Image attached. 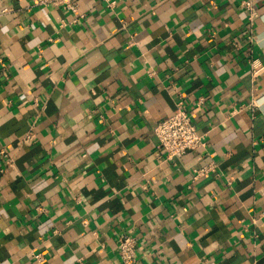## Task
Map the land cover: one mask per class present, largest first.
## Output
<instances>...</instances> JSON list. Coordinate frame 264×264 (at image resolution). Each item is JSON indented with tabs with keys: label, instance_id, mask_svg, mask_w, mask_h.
I'll use <instances>...</instances> for the list:
<instances>
[{
	"label": "crops",
	"instance_id": "crops-1",
	"mask_svg": "<svg viewBox=\"0 0 264 264\" xmlns=\"http://www.w3.org/2000/svg\"><path fill=\"white\" fill-rule=\"evenodd\" d=\"M39 1L0 0V264H264V0Z\"/></svg>",
	"mask_w": 264,
	"mask_h": 264
},
{
	"label": "built area",
	"instance_id": "built-area-1",
	"mask_svg": "<svg viewBox=\"0 0 264 264\" xmlns=\"http://www.w3.org/2000/svg\"><path fill=\"white\" fill-rule=\"evenodd\" d=\"M81 0H40L44 5L61 6L68 10L76 11ZM110 7L117 5V0H103ZM243 6L249 11L250 19H254V0H241ZM254 62V61H253ZM261 66L252 64V74L256 76L261 72ZM159 140V147L166 153L169 159L181 156L189 150L205 147V138L200 134L193 122L190 111L182 100L177 101L175 111L159 120L154 127ZM208 170L200 168L196 170L194 178L206 175ZM137 241L131 235H124L119 241V264H138L136 259ZM36 257L41 255L36 254ZM213 264V263H212Z\"/></svg>",
	"mask_w": 264,
	"mask_h": 264
}]
</instances>
